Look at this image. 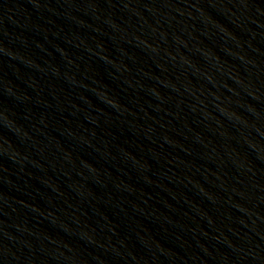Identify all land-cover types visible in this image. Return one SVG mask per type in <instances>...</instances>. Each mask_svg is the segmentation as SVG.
Instances as JSON below:
<instances>
[{
	"label": "water",
	"instance_id": "water-1",
	"mask_svg": "<svg viewBox=\"0 0 264 264\" xmlns=\"http://www.w3.org/2000/svg\"><path fill=\"white\" fill-rule=\"evenodd\" d=\"M0 264H264V0H0Z\"/></svg>",
	"mask_w": 264,
	"mask_h": 264
}]
</instances>
